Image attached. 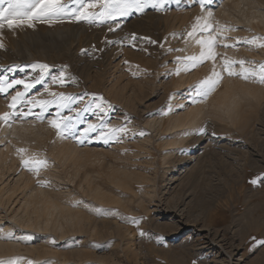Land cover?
<instances>
[{
  "label": "rangeland",
  "instance_id": "rangeland-1",
  "mask_svg": "<svg viewBox=\"0 0 264 264\" xmlns=\"http://www.w3.org/2000/svg\"><path fill=\"white\" fill-rule=\"evenodd\" d=\"M219 8L214 4L213 16L209 18L198 0H166L160 10L148 8L143 13L121 18L114 31L108 30L107 23L89 25L68 19L51 24L37 22L33 28L3 30L0 34L3 44L0 47V79L31 81L38 75V71L32 70L37 64H47L53 72L63 69L65 86L50 84L49 91L83 97L73 105L77 111L89 102H93V109L96 103L102 104L103 113L98 110L83 113L87 122L99 124L101 120L97 115H100L110 127L126 126L128 129L120 142L104 144L93 138L90 143L86 141L81 145L74 139L59 138L46 121L28 117L14 122L47 129L41 142L17 147V152L26 150L24 158L46 160L47 166L37 175L23 166L18 152V168L26 172L32 185L42 187L47 196L75 207L84 216L86 228L80 234L67 233L62 239L59 232H30L14 226L12 221L20 215L19 202L25 199L24 191L19 190L15 198H0L3 225L10 226L11 232L19 237H30L27 243L18 242L22 246L21 253L12 258H23L33 264L48 261L53 264H220L217 261L264 264V248L257 243L264 240V184L251 182L264 178V98L257 102L258 107L252 104L256 102L243 104L238 119L231 123L220 116H212L206 109L198 124L190 130L171 132L167 124L176 113L158 115L171 105L183 103L188 108L189 101L181 94H186L210 74L211 62L178 76L174 74L178 67L177 57L198 55L201 51L195 38L187 36L198 18L209 20L214 27L234 29L219 34L217 70L225 56L244 60L245 66L250 68L264 64V48L242 43L246 39L264 37L263 26L254 24L253 28L250 25L248 28L234 21L226 22L217 15ZM56 27L63 29L65 34L62 30L57 32ZM237 41L241 43L236 47H223L224 43L233 45ZM245 54L249 60L245 59ZM227 79L264 89L259 83L239 78H226L225 81ZM15 90L23 91V85L9 92ZM29 95L37 100L51 99L40 84ZM101 97L103 100L99 99ZM10 101L11 95L5 99L4 94H0V117L11 111ZM55 111V108L49 109V112ZM4 125L0 121V130ZM85 127L86 124L78 125L80 130ZM201 128L206 132L198 133ZM180 137H183L180 144L171 145ZM66 144L75 148L79 155L62 163L55 150L60 151ZM84 160L87 168L85 165L79 168ZM191 164L198 166L197 169ZM191 172L193 176L188 178ZM16 178L12 176L11 182ZM116 179L121 180L122 185H118ZM97 188L105 195V200L95 197L93 190ZM69 193L72 198L68 200ZM109 211L113 214L109 215ZM132 220L138 224L131 223ZM93 226L98 228L97 232ZM29 248L32 252L26 251ZM45 249L54 255L38 260L37 251Z\"/></svg>",
  "mask_w": 264,
  "mask_h": 264
},
{
  "label": "snow or ice",
  "instance_id": "snow-or-ice-1",
  "mask_svg": "<svg viewBox=\"0 0 264 264\" xmlns=\"http://www.w3.org/2000/svg\"><path fill=\"white\" fill-rule=\"evenodd\" d=\"M166 0H0V34L4 29L16 30L24 27L33 28L37 22L49 23L53 21H62L68 19L74 22H85L89 25L108 24V30L114 31L119 27L121 18L129 17L134 13H143L145 9L151 8L160 10L163 8ZM179 2V0H177ZM202 10H207V17L213 16V5L221 7L224 0H198ZM111 21V23H109ZM234 29L225 26H216L203 17L198 18L197 24L192 31L187 33V36L194 37L195 42L199 44L201 51L198 55L185 57H177L178 67L175 70V75H180L181 72L190 71L197 68L206 62H211L210 74L207 75L197 85L187 90L186 94H181L189 103L187 107L199 104H207L209 99L223 88L226 78H239L245 82L259 83L264 85V64L257 68L246 67L244 60H234L229 57H222L219 70H217V52L216 48L221 43L220 33L233 31ZM199 33V35H195ZM135 39V37H132ZM226 39V38H225ZM153 43H155L153 41ZM241 43L237 41L233 45L227 43L223 47H236ZM243 44L249 46H258L264 48V37H254L242 41ZM0 47L3 44L0 43ZM33 71H38L35 79L26 82L25 80H9L7 77L0 79V94H4L5 99L11 95V101L8 104L10 112H5L0 121L8 124L11 127V122L17 119L26 120L28 117H34L41 122H47L49 126L55 130L57 136L61 139H74L79 144L91 142L93 138L102 141L104 144L116 141L120 142L122 134L127 133V127L113 128L103 121L100 115L97 119L101 120L99 124L87 122L83 117V113L98 110L104 112L102 104L96 103L95 109L92 107L93 102H89L84 108L79 111L73 105L78 104L83 100V97L67 95L64 92L49 91V85L65 86V73L61 69L59 72H53L52 68L47 64H37L32 66ZM172 75V74H170ZM37 84L44 86V91L48 93L51 99H39L30 96L29 93ZM17 85H23V91L15 90L10 93L9 89H16ZM103 100V98H99ZM55 108L54 113L49 112V109ZM33 109H39L34 112ZM187 110L185 104L168 106L166 111L158 113V115H168L169 113L179 114L176 110ZM69 114H65V112ZM71 113H75L72 115ZM86 124L83 130L78 128V125ZM198 133H205L206 129L197 130ZM143 135V133H141ZM21 154L22 164L29 171L39 174V171L47 166L46 160H36L34 158H24L25 149H19ZM253 184H264V178L253 179ZM103 215L104 211L99 210ZM109 215L113 213L108 212ZM131 223L138 224V221L132 220ZM142 236L145 233H140ZM30 237H19L14 232H5L0 229V241L9 242H24L27 243ZM161 242L162 239H161ZM54 244L55 241L53 240ZM258 246L264 248V240L257 242ZM0 264H33L32 261H25L23 258H8L0 260ZM46 264H53L52 261Z\"/></svg>",
  "mask_w": 264,
  "mask_h": 264
},
{
  "label": "bare ground",
  "instance_id": "bare-ground-1",
  "mask_svg": "<svg viewBox=\"0 0 264 264\" xmlns=\"http://www.w3.org/2000/svg\"><path fill=\"white\" fill-rule=\"evenodd\" d=\"M263 0H227L220 8L217 10V15L221 19H226L225 21H234L235 24L239 23L240 25H249L251 26H263L264 29V8ZM217 17V16H216ZM220 19V20H221ZM230 22V23H232ZM237 22V23H236ZM229 23V24H230ZM65 26V25H63ZM68 25H66L67 27ZM251 26V27H252ZM256 26V27H257ZM64 27V28H66ZM57 28V27H56ZM61 28V27H60ZM69 28V27H68ZM66 28V30L68 29ZM247 28V27H246ZM253 28V27H252ZM255 28V27H254ZM261 28V27H260ZM262 29V30H263ZM63 29H58L57 32H62ZM256 30V29H255ZM63 34L64 31L62 32ZM67 34V33H66ZM61 35V34H60ZM50 37V36H49ZM35 38V37H34ZM42 38V37H41ZM38 39V38H37ZM60 40V39H59ZM61 41V40H60ZM61 43V42H60ZM68 43V42H67ZM59 44V43H58ZM62 44V43H61ZM59 44V45H61ZM64 45V44H62ZM61 45V46H62ZM60 47V46H59ZM262 49V48H261ZM247 51V50H245ZM260 51V50H258ZM248 52V51H247ZM261 52V51H260ZM264 53V52H263ZM247 54H245V59H248ZM253 55V54H252ZM259 56V55H258ZM256 54V57H258ZM264 56V55H263ZM256 57L254 59H256ZM260 57V56H259ZM253 59V56L251 57ZM258 59V58H257ZM251 60V59H250ZM255 61V60H254ZM182 79V78H181ZM237 82V81H236ZM234 82V80L227 79L224 82V88L219 90L215 96L208 101L207 104H200L198 106L188 107L187 111L183 113L176 114L168 122V128L171 132H176L178 130H190L195 127L202 115L205 113V110H210L211 115L220 116L219 118H224L230 123L235 122L238 119L240 108L243 104L249 105L251 102L258 107L257 102L264 98V89L261 87L253 86L250 83H239ZM118 88V87H117ZM116 93V92H115ZM124 97V95H123ZM116 98V97H115ZM130 98V97H129ZM117 100V99H115ZM128 100V99H127ZM120 102V101H118ZM124 103V102H123ZM264 103V102H263ZM122 104V102H121ZM250 106H253L250 104ZM249 106V107H250ZM247 107V106H246ZM255 106H253L254 108ZM256 108V107H255ZM244 109V108H242ZM241 109V110H242ZM250 109V108H247ZM260 110V107L258 108ZM4 110V108H3ZM2 110V111H3ZM252 110V109H251ZM264 110V109H263ZM255 109L252 111L254 112ZM247 112V111H246ZM249 112V111H248ZM2 113V112H1ZM247 117V116H246ZM241 118V117H240ZM263 118V116H262ZM256 119V118H255ZM224 120V121H225ZM244 120V119H243ZM245 120H247L245 118ZM249 120V118H248ZM247 120V121H248ZM251 120V119H250ZM249 120V121H250ZM258 120V119H256ZM264 121V120H263ZM246 122V121H245ZM2 123V122H1ZM25 123V122H24ZM24 123H14L11 127L8 124H5L4 127L0 130V198L7 196L9 199L13 198L19 190L24 191L25 199L22 202H19V213L14 219L13 225L16 227L24 228L26 231H43V232H59L61 238L63 239L67 233H83L86 228V222L84 216L76 211L75 207L71 206L64 200L47 196V193L42 187H37L32 185L33 183L27 178L26 172H22L18 168L17 160H19V154L17 157V147L19 144H33L36 141L43 140L45 138V130L43 127L34 126L33 124H24ZM264 123V122H263ZM159 124V123H158ZM162 124V122H161ZM159 124V127L160 125ZM251 124V122L249 123ZM259 125V124H257ZM256 125V126H257ZM261 125V124H260ZM42 126V125H41ZM1 128V127H0ZM159 129V128H158ZM256 130V129H254ZM254 130H252L254 132ZM262 131V130H261ZM263 132V131H262ZM48 134V133H47ZM183 137L176 140L171 145H178L182 142ZM247 139V138H246ZM41 142V141H40ZM146 143V142H145ZM144 143V144H145ZM141 144V143H139ZM167 145L169 143H166ZM169 144V145H170ZM166 145V146H167ZM174 146V147H175ZM204 146V145H203ZM213 146V145H212ZM221 146V145H220ZM223 146V145H222ZM216 147V145H215ZM204 148V147H203ZM206 148V147H205ZM209 148V147H208ZM211 148V147H210ZM244 148V147H243ZM58 150V149H57ZM55 150L58 154V158L63 163V161H70L75 159L77 155V150L72 146L66 144L61 147L60 151ZM204 150V149H203ZM54 151V152H55ZM243 151V150H242ZM55 154V153H54ZM245 154V153H244ZM248 154V153H247ZM83 155V154H81ZM204 155V154H203ZM202 156V155H200ZM245 156V155H244ZM198 157V156H197ZM196 158V157H194ZM252 158V157H251ZM62 159V160H61ZM190 159V158H187ZM201 159V158H199ZM88 160V159H87ZM192 160V159H191ZM194 160V159H193ZM86 160H84L79 166L82 168L86 165ZM200 161V160H199ZM198 161V163H199ZM75 163V161H73ZM88 162V161H87ZM201 162V161H200ZM68 163V162H67ZM89 163V162H88ZM92 163V162H91ZM69 164V163H68ZM195 164V163H194ZM191 164V165H194ZM75 165V164H74ZM72 166V164H71ZM174 166V165H173ZM196 167V165H194ZM198 167V166H197ZM197 167L195 169H197ZM87 168V167H86ZM76 169V168H75ZM188 169V168H186ZM87 170V169H86ZM85 170V171H86ZM84 171V170H83ZM171 171V170H170ZM169 171V172H170ZM186 172V171H185ZM189 172V171H188ZM90 173V171H89ZM88 173V174H89ZM94 174V172H92ZM117 173V172H116ZM9 174V175H8ZM91 174V175H93ZM193 173L191 172L188 175V178L191 177ZM8 175V176H7ZM81 175V174H80ZM7 176V177H6ZM17 177L16 180L11 182V179ZM126 176V175H125ZM193 176V175H192ZM118 177V176H117ZM131 177V176H129ZM166 177V176H165ZM172 177V176H171ZM178 177V176H177ZM10 178V179H9ZM122 179V177L120 176ZM119 178V179H120ZM128 178V176L126 177ZM133 178V177H132ZM135 178V177H134ZM174 178V177H173ZM115 179V178H114ZM116 179L118 185H122V181ZM129 179V178H128ZM127 179V180H128ZM179 179V178H178ZM10 180V181H8ZM76 180V178H75ZM124 180V179H123ZM126 180V179H125ZM126 180V181H127ZM132 180V179H129ZM127 181V183L129 182ZM7 181V182H6ZM77 181V180H76ZM84 181V179H83ZM90 181V180H89ZM170 181V179H169ZM181 181V180H180ZM185 181V180H184ZM182 181V182H184ZM134 182V181H133ZM132 182V183H133ZM92 183V182H91ZM126 183V184H127ZM178 184V183H177ZM185 184V183H184ZM81 185V184H80ZM116 185V184H115ZM130 185V184H129ZM182 185V184H181ZM169 186V185H168ZM178 186V185H177ZM185 186V185H184ZM91 187V186H89ZM128 187V186H127ZM82 188V187H81ZM129 188V187H128ZM130 189V188H129ZM128 189V190H129ZM166 190V189H165ZM169 191V190H168ZM95 197L100 200H105V195L101 192L99 188L93 190ZM72 193V192H71ZM134 194V193H133ZM145 194V193H144ZM166 194V193H164ZM163 194V195H164ZM19 196V195H18ZM17 196V197H18ZM135 196V195H134ZM24 197V196H23ZM15 198V197H14ZM22 197H19V199ZM72 196L69 193L68 200ZM109 198V197H107ZM143 199V198H142ZM112 200V199H111ZM154 200V199H153ZM15 201V200H14ZM17 201V200H16ZM113 201V200H112ZM13 202V201H12ZM103 203V202H102ZM170 203V202H168ZM7 204V203H6ZM16 207V205H15ZM166 207V206H165ZM4 208V207H3ZM171 208V207H170ZM165 209H168L165 208ZM151 211V210H150ZM157 211V210H156ZM14 215V214H13ZM155 215V214H154ZM164 215V214H163ZM158 219H160L158 217ZM163 219V218H162ZM2 218L0 216V229H3L5 232H11L10 226L6 227L2 223ZM90 221V220H89ZM155 222V221H154ZM263 222V221H262ZM88 223V222H87ZM188 223V222H187ZM257 223V222H256ZM259 223V222H258ZM10 224V223H9ZM97 224V223H96ZM99 224V222H98ZM160 224V223H159ZM174 224V223H173ZM255 224V223H254ZM12 225V226H13ZM91 226V224L89 225ZM178 226V225H177ZM248 226V225H247ZM260 226V225H259ZM94 227V226H93ZM98 227V226H97ZM250 227V225H249ZM257 227V225L255 226ZM15 229V227H13ZM90 228V227H87ZM100 228V227H99ZM104 228V227H103ZM117 228V227H116ZM98 228L94 227V231ZM108 229V227H107ZM111 229V228H110ZM115 229V227H114ZM253 229V228H252ZM89 230V229H86ZM105 230V229H104ZM103 230V231H104ZM102 231V230H101ZM113 231V230H112ZM121 231V230H120ZM86 232V231H85ZM97 232V231H96ZM89 233V232H88ZM99 233V232H98ZM101 233V232H100ZM109 233V232H108ZM107 233V234H108ZM95 234V232H94ZM105 234V233H104ZM103 234V235H104ZM106 234V235H107ZM110 234V233H109ZM122 234V233H121ZM100 235V234H99ZM94 236V235H93ZM105 236V235H104ZM60 238V239H61ZM105 238V237H104ZM102 239V237L100 238ZM220 241V240H219ZM208 242V241H207ZM182 243V242H181ZM216 243V242H215ZM45 244V243H43ZM214 244V243H213ZM218 244V243H217ZM226 244V243H225ZM219 246V245H218ZM34 247V246H33ZM206 247V246H205ZM220 247V246H219ZM222 247V246H221ZM228 247V246H227ZM233 247V246H232ZM21 244L18 242H9L5 243L0 241V257L4 259L12 258V255L19 253L21 251ZM229 248V247H228ZM226 249V248H225ZM26 250V249H25ZM38 250V249H37ZM232 250V249H231ZM26 251H31L30 248ZM25 251V252H26ZM32 252V251H31ZM225 252V251H224ZM21 253V252H20ZM78 253V252H77ZM229 253V251H228ZM76 254V253H75ZM214 254V253H213ZM231 254V253H230ZM233 254V253H232ZM54 255L50 250H41L37 251V259L41 260L42 256ZM79 255V254H78ZM77 255V256H78ZM219 256V255H218ZM83 257V255H82ZM87 257V256H85ZM84 257V258H85ZM216 257V255H215ZM220 257V256H219ZM230 257V256H229ZM233 257V255L231 256ZM84 261V260H83ZM214 261V260H213ZM220 261V260H219ZM227 261V260H226ZM231 261V260H230ZM242 261V260H241ZM260 262V261H259ZM258 262V263H259ZM180 263V262H179ZM220 264H226L224 262H218ZM231 263V262H230ZM229 263V264H230ZM236 263V262H235Z\"/></svg>",
  "mask_w": 264,
  "mask_h": 264
}]
</instances>
